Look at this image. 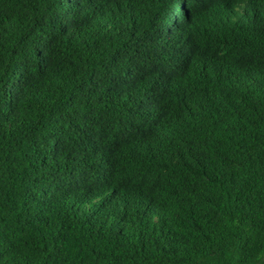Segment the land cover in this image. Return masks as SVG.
I'll return each instance as SVG.
<instances>
[{"label":"trees","instance_id":"obj_1","mask_svg":"<svg viewBox=\"0 0 264 264\" xmlns=\"http://www.w3.org/2000/svg\"><path fill=\"white\" fill-rule=\"evenodd\" d=\"M0 0V264H264V0Z\"/></svg>","mask_w":264,"mask_h":264},{"label":"snow or ice","instance_id":"obj_2","mask_svg":"<svg viewBox=\"0 0 264 264\" xmlns=\"http://www.w3.org/2000/svg\"><path fill=\"white\" fill-rule=\"evenodd\" d=\"M213 0H180L178 11L180 13L188 12L189 20L191 16L196 15L198 11L206 8Z\"/></svg>","mask_w":264,"mask_h":264}]
</instances>
